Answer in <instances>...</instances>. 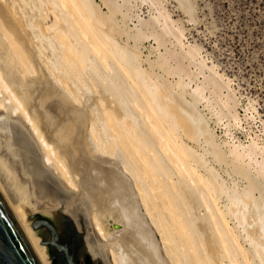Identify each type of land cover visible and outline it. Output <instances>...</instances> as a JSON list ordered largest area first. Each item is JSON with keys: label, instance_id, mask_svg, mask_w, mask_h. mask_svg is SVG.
Returning a JSON list of instances; mask_svg holds the SVG:
<instances>
[{"label": "bare ground", "instance_id": "1", "mask_svg": "<svg viewBox=\"0 0 264 264\" xmlns=\"http://www.w3.org/2000/svg\"><path fill=\"white\" fill-rule=\"evenodd\" d=\"M161 1L140 0L141 20L128 0H0V194L39 264L42 207L85 232L94 264H264V145L230 133L235 94L209 106L206 88L230 87L217 68L192 86L208 66ZM175 1L193 21V0Z\"/></svg>", "mask_w": 264, "mask_h": 264}, {"label": "rangeland", "instance_id": "2", "mask_svg": "<svg viewBox=\"0 0 264 264\" xmlns=\"http://www.w3.org/2000/svg\"><path fill=\"white\" fill-rule=\"evenodd\" d=\"M128 1L129 6H132L130 9L132 10L133 8L131 14H140L141 20H144V18L145 20L149 19L151 16L150 14L153 12L151 5L148 6L146 4L145 6V4L143 5L142 2V4L139 2L140 0ZM175 2V0H162L161 3H159L161 4L160 6L163 7L161 8L159 5L158 6L161 9L167 10L171 14L172 20L177 23V27L183 30L184 46H198L200 48L199 58L205 60V65L208 66L207 69H204L206 66L203 67L204 73L198 74L199 70L195 68L194 64L192 65V63H190V65L187 63L193 74H198L197 78L194 77L193 81L195 82L192 83V86L195 87L197 82L204 80V76H208L210 73L208 69L211 70L210 67L214 70L217 68L215 71L223 76V80L230 81V87L221 89V95L222 93L223 95L220 96L222 99L220 97L214 98L210 87V92L206 88L204 93L209 97V103L213 101L209 106L212 105L215 107V109L213 108L214 112L219 110L223 112V110L226 109L223 105V101L226 100L225 95L235 94L232 97H235L234 104L237 102V105L235 104V107H233L236 111L235 109H232V111L238 112L237 115L240 120L238 121L239 124L237 127H230V133L236 141L240 140V142L244 144H248L251 139L254 138L256 141L258 140L257 142L260 146H262V144L264 145V0H193V9H195V11H193L192 16L194 17H192V20L194 22L191 21V19L189 20L188 15L185 16V14L181 12L178 7L179 5H177L178 3ZM135 3H137L136 5L138 8L135 7ZM194 6L196 7L194 8ZM103 12L106 13V10H103ZM17 18L19 19V16ZM138 22L139 20H136L135 23H132L131 28H133L135 24L139 26ZM173 43L176 44V42ZM172 44L167 43L166 47L172 50L179 49V45L176 48V45L173 44L174 47ZM145 45L148 49L144 50V60L147 58L144 61V68L148 70L150 67L148 56L150 51L153 50V46L156 45L153 40L148 41ZM160 51L164 52L165 47H162ZM154 54H152V59H155L158 51L154 50ZM170 80H172V78H170ZM93 98H95V100ZM92 99L89 101V104L87 102L86 105L79 106L82 113H88L86 107H89L88 105L96 101V95L92 94ZM216 101L219 102V106L216 105ZM221 104L224 108H221ZM47 105L48 104H45V107H47ZM224 112H226V110ZM50 113H52L50 115L56 119L55 114L53 112ZM226 123H228V121L225 118L222 120L219 126L220 128L217 130L219 135L223 134V127ZM254 134L257 135L255 136ZM187 140L189 139H185L183 143L186 147L194 151L195 144L191 140H189V142ZM6 153V149L0 151V159L1 156ZM258 157L261 160L260 155H258ZM105 159L110 160L107 156H105ZM104 166L109 165L106 163ZM216 169H218L220 173L222 172L221 174L224 175L225 179H228L224 174L225 168L218 167ZM0 180L4 185H7L8 174L5 172L2 165H0ZM238 182L240 181L238 180ZM240 185H242V183H240ZM9 195L11 201L18 204L17 196H15L16 193L14 195L13 192L9 191ZM47 210V207L40 208V211L32 217V222L34 225L38 220L50 222L58 231L61 243H69L71 236L68 228L64 223L54 221L47 216L45 213ZM121 229L118 228V230ZM37 231L40 236L48 232L45 228H40ZM91 232H93L92 229ZM84 234L85 232H81L79 235L83 238ZM49 239L50 237L47 240ZM47 251L51 260L52 250L47 247ZM86 258H88V256ZM86 258H79L78 261L82 264H86ZM217 264L220 263L217 262Z\"/></svg>", "mask_w": 264, "mask_h": 264}, {"label": "water", "instance_id": "3", "mask_svg": "<svg viewBox=\"0 0 264 264\" xmlns=\"http://www.w3.org/2000/svg\"><path fill=\"white\" fill-rule=\"evenodd\" d=\"M60 222L64 223L70 234V241L62 244L59 233L55 227L46 220H38L34 229L46 227L51 237L46 242V246L52 250V264H82L78 261L83 243L82 237L77 234L72 223L64 218ZM86 262L94 264L88 257ZM0 264H39L25 235L15 221L10 209L0 194Z\"/></svg>", "mask_w": 264, "mask_h": 264}, {"label": "trees", "instance_id": "4", "mask_svg": "<svg viewBox=\"0 0 264 264\" xmlns=\"http://www.w3.org/2000/svg\"><path fill=\"white\" fill-rule=\"evenodd\" d=\"M86 264H90L89 262H87Z\"/></svg>", "mask_w": 264, "mask_h": 264}]
</instances>
